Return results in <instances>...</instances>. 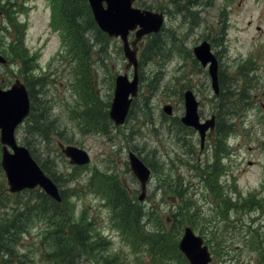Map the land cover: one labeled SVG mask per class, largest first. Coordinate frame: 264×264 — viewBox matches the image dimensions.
<instances>
[{
	"label": "rangeland",
	"instance_id": "obj_1",
	"mask_svg": "<svg viewBox=\"0 0 264 264\" xmlns=\"http://www.w3.org/2000/svg\"><path fill=\"white\" fill-rule=\"evenodd\" d=\"M137 4H147L155 11L164 12L167 17L164 25L180 33L183 40L171 45V50L166 52L170 56L163 64L144 61L139 66L140 89L132 105L131 117L123 126L109 124L106 131L98 133L99 128L94 129L82 118L77 119L75 109L85 107L87 100L84 94L78 92L79 97L74 94V87L77 86V91L81 87L74 81V73L84 67L85 60L82 65L72 66L69 51L57 57L58 50L60 53L63 48L62 33L50 26L51 1L0 0V53L8 59L5 66L0 65V87H8L15 78H21L17 68L24 67L22 60L27 59L26 66L36 69L35 73L29 72L30 81L34 74L45 78L41 88L47 91L50 109L60 130L59 136L53 135L51 141L40 143L33 136L27 137L25 128L21 127L16 138L22 143L23 137H27L38 159L48 158L52 162L50 167L62 178L58 183L64 190L66 202L71 205L72 219L77 221L81 213L85 215L83 221L90 222L92 238L102 244L105 255H118L128 264H185L167 246V252L160 254L163 259L156 260V256L149 255L150 246L145 248L147 241L134 236V229L123 231V226L110 217L108 203L90 184L93 169L99 175L113 173L137 203L139 184L127 163V150L132 148L156 164L147 184L145 200L138 202L140 212L146 215L143 222L141 215L136 223L140 234L146 236L163 225L168 226L176 214L174 206L180 201L186 210L194 206V211H188L195 214L185 216L202 226V234L213 251L210 264H264V207L256 209L257 202L264 200V0H207L193 13V18L179 7L180 0L177 3L174 0H138ZM20 22L25 24L20 25ZM203 39L210 42L218 59L219 72L222 76H230L232 85L243 82L240 73H249L251 69L253 71L245 76L249 79L253 75V82H256L249 90L254 102L235 117L236 128L226 136L231 144L230 154L220 155L219 164L212 159L214 133L209 132L200 148L195 132L187 130L184 140L171 124L182 109L181 93L186 88L195 93L201 117L214 111L206 69L194 61L191 52L192 46ZM145 42L146 37L137 43V55ZM16 50L19 56L12 55ZM89 52V65L97 62L93 65L95 84L104 97L112 93L117 73L131 75L132 69L127 66L119 39L108 37L101 50L93 46ZM99 53L103 61H98ZM11 72H17L16 76L10 75ZM164 103L172 105L171 115H162ZM59 141L85 148L91 157L88 166L74 168L70 165L58 148ZM157 161L161 163L158 166ZM176 183L185 185L188 201L174 200L171 188ZM6 187L0 168V188L5 190ZM19 199L10 195L5 201L10 205ZM180 216L179 213L177 217ZM41 226L38 220L28 224L17 246L18 251L29 254L30 264H37L40 256ZM195 232L199 233L197 229Z\"/></svg>",
	"mask_w": 264,
	"mask_h": 264
},
{
	"label": "trees",
	"instance_id": "obj_2",
	"mask_svg": "<svg viewBox=\"0 0 264 264\" xmlns=\"http://www.w3.org/2000/svg\"><path fill=\"white\" fill-rule=\"evenodd\" d=\"M198 3L199 0H183L181 7L186 11L188 10L191 16L193 15L192 7ZM59 14L65 34L64 39L69 45V60H71L73 66L82 65L83 60L90 57V47L96 46L101 50L107 36L98 30L86 0H60ZM165 30V34L159 32L150 36L143 54L154 55L166 51L169 45L166 41L172 38L173 35L169 27ZM100 58L103 59V57ZM24 62L26 61L24 60ZM22 74L25 78L27 77L24 69ZM74 76L76 77L75 82L81 84L78 91L76 90L77 86L74 89L80 95L84 94L88 102L81 109L85 124L87 122L91 127L106 131V126L109 125L107 116L109 100L101 101L97 92H95L89 66L84 65V67L78 68ZM39 80L42 83V79L39 78ZM35 82H32V85H35ZM221 83L223 91L221 92L220 104L217 107L222 106L218 111V115L225 116L229 105L234 108L238 101L247 95L244 92L248 91V87L243 84L240 88L236 87V89L230 90V85H226L224 80ZM32 85L28 90L31 98V113L24 122L25 131L27 137L33 136L37 141L41 139L49 142L52 135H60L59 127L50 113L47 101L38 97L41 93L37 94L38 90L35 92ZM228 102L229 105H227ZM228 128L230 126L218 125L217 131L220 133L225 132ZM27 137L24 136L23 140L26 146H30L31 141ZM31 153L39 162L41 168L53 180L56 182L61 180V177L57 176L50 167L52 162L49 159L46 158L40 161L39 156L34 154L32 150ZM143 160L155 168L154 161H150L145 156H143ZM103 180L101 189L108 197L107 202L113 207L116 221H119L124 230L134 229V236H141V241L146 240V247L150 246L148 251L151 256L157 254L155 256L159 257L160 253H166L168 248H172L176 252V257L187 263L183 255L176 249V242L182 225L186 222L194 223L191 219L185 215L177 217L175 214L168 226H163V228L144 236L145 233L140 234L136 224L139 222L140 214L139 212L135 213V203L126 193L120 181L114 174L105 175V173L100 177V181ZM181 185L182 183L180 185L175 184V192L182 200L183 196L178 191L182 189ZM62 194L64 197V191H62ZM9 196L4 189L0 190V208H4V211H0V264H30L29 254L25 251H18L17 246L21 243L23 234L28 230L27 225L35 220L40 221L42 224L40 233L43 238L37 264H86L87 262L90 264H128L123 262L118 255H105L102 244L92 238V228L89 227L90 222L88 220L83 221L84 214L81 215L79 220H73L70 215L71 205L68 202L57 203L40 189L25 190L20 194L12 195L21 199L14 200L10 205L5 201ZM176 208L179 213L184 210L181 204H178Z\"/></svg>",
	"mask_w": 264,
	"mask_h": 264
},
{
	"label": "water",
	"instance_id": "obj_3",
	"mask_svg": "<svg viewBox=\"0 0 264 264\" xmlns=\"http://www.w3.org/2000/svg\"><path fill=\"white\" fill-rule=\"evenodd\" d=\"M103 1H105V6ZM132 1L88 0L99 28L109 35L121 37L125 56L130 63L136 66L135 51L130 49L127 41L128 31L137 25L140 26L135 33L137 37L147 32L157 31L162 24L163 15L134 8L131 6ZM193 51L202 64L210 61L209 73L212 78V86L214 90H217V62L210 53L208 44L203 42L194 47ZM0 61H4L1 55ZM136 89V71H134L132 81H128L125 74L116 76L114 97L109 110V116L116 124L124 121L131 100L129 94L135 95ZM184 104L185 113L181 117V121L186 125L195 127L203 139L205 130L212 125L211 120L199 123L197 101L189 90L184 93ZM164 109L167 112L170 111L169 106H165ZM28 112L29 98L23 83L15 80L10 88L5 90L0 88V142L2 144L0 163L7 179L8 190L14 192L39 185L47 194L60 200L55 183L43 173L26 147L17 145L15 141V128ZM7 147H10L11 151ZM62 151L70 157L71 163L82 164L88 161L86 152L77 147L67 145L62 147ZM128 157L130 168L139 179L143 191L145 181L149 176V169L133 152H129ZM142 197L143 195L139 198ZM178 247L185 254L190 264H207L209 260L207 247L202 245L201 237L195 235L190 227L184 228Z\"/></svg>",
	"mask_w": 264,
	"mask_h": 264
}]
</instances>
